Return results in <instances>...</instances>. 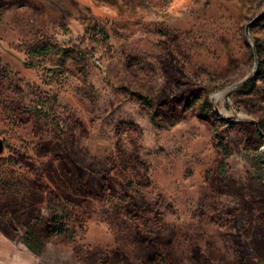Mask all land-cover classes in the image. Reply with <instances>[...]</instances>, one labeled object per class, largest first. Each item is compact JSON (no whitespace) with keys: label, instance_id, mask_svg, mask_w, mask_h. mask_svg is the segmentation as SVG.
<instances>
[{"label":"rangeland","instance_id":"obj_1","mask_svg":"<svg viewBox=\"0 0 264 264\" xmlns=\"http://www.w3.org/2000/svg\"><path fill=\"white\" fill-rule=\"evenodd\" d=\"M207 90L225 178L210 122L191 107L174 123ZM38 103L46 117L21 111ZM260 121L264 0H0V264H157L145 237L171 264H264ZM62 212L73 240L31 252L28 223Z\"/></svg>","mask_w":264,"mask_h":264},{"label":"trees","instance_id":"obj_2","mask_svg":"<svg viewBox=\"0 0 264 264\" xmlns=\"http://www.w3.org/2000/svg\"><path fill=\"white\" fill-rule=\"evenodd\" d=\"M52 50L51 46L47 45H40L37 47H34L33 50L31 49V52L38 53V54H46ZM71 52L75 54H80L82 51L78 47H71ZM67 52V51H64ZM210 93L211 91H204L202 96H199L193 101H191V104L188 105V103L183 107L182 109V114L177 115L174 123L178 122L181 116L186 113L191 107L194 108L196 115L205 120L210 122L214 139L216 141V146L218 150L222 153V158L218 164L217 171L218 175L221 178L226 177L227 173V167H228V159L231 155V151L225 142L223 136H222V130L220 127V122L222 121V117L220 114L215 109V106L210 99ZM131 94L134 96V98L137 100L138 103H140L142 106H144L148 112L149 120L153 125H156L158 123V118L160 116V106L157 104L156 99L154 96L144 94L138 91H132ZM167 100L163 101L162 104H165ZM56 103V101H55ZM22 112L27 113V114H32V115H37L40 117H46L47 116V110L44 107L43 103H38L34 108H21ZM259 128L264 131V122L260 121L259 122ZM58 159H61V155L57 154L56 155ZM23 160L31 161L30 158H26L25 156H21ZM9 161H12L10 159ZM75 167L79 169L80 171L81 168L77 165V163L73 162ZM65 165V164H64ZM65 171L67 172L66 174L70 175L71 177L75 176L73 170H67L69 167L65 165ZM89 174L92 175L97 179V181L100 183V186L103 191H109L111 189L110 185V179L108 175L105 173H102L100 171H95V170H88ZM79 176V181L82 180V175ZM75 184V183H74ZM81 186L85 187L82 184V181H80ZM36 187L41 188L42 190H45V192H48L51 195H54L57 197L55 192L53 190H50L49 187L42 183V182H36L35 183ZM73 191H76L73 189ZM89 192L85 190V194H88ZM66 201L69 203H73L75 200H79L78 197L74 194H69L68 197H65ZM125 207H122V211H124ZM65 212H62L61 216H49L45 218H37L28 223V226L22 235L21 241L22 243L33 253H41L44 249V241L43 238H47L51 235L60 237L64 240H73L75 231L68 229L67 223L64 221L66 218V215L64 214ZM136 222L137 228L140 233L147 234V223L141 219V218H135L134 220ZM143 242L147 243L148 246H152L154 248V251L152 252V257L155 259L157 264H171L170 261L168 260L167 256L165 253L155 247V242L156 239H148L147 237L143 238ZM146 249V248H145ZM148 252V250H145ZM149 255V252L147 253ZM149 257V256H148Z\"/></svg>","mask_w":264,"mask_h":264},{"label":"water","instance_id":"obj_3","mask_svg":"<svg viewBox=\"0 0 264 264\" xmlns=\"http://www.w3.org/2000/svg\"><path fill=\"white\" fill-rule=\"evenodd\" d=\"M248 28V27H247ZM258 131H259V134L264 137V132H261V129L258 127ZM4 150V144H3V141L0 139V154L3 152Z\"/></svg>","mask_w":264,"mask_h":264}]
</instances>
